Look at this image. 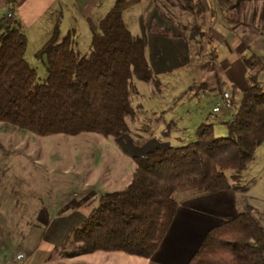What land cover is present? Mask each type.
Here are the masks:
<instances>
[{"label": "trees", "instance_id": "trees-1", "mask_svg": "<svg viewBox=\"0 0 264 264\" xmlns=\"http://www.w3.org/2000/svg\"><path fill=\"white\" fill-rule=\"evenodd\" d=\"M167 1L187 10L192 20L199 15L196 0ZM120 2L114 0L97 20L84 53L74 49L72 30L59 34L54 21L34 51L46 72L40 82L23 56L26 36L20 24L10 12L0 14V121L41 135L92 131L118 137L127 131L125 116L133 111L130 79L146 82L154 73L144 24L140 21L139 31L131 33ZM258 18L264 24V10ZM189 26L188 39L201 43L205 32L194 20ZM244 61L249 68L254 64L248 56ZM258 70L225 121L226 134L215 135L212 122L200 121L194 139L132 154L129 180L98 195L96 205L65 237L73 247L64 254L104 250L148 257L172 218L176 188L236 189V179L264 139V87L257 83ZM226 169L232 172L227 175ZM185 264H264V227L250 205L207 228Z\"/></svg>", "mask_w": 264, "mask_h": 264}, {"label": "rangeland", "instance_id": "rangeland-1", "mask_svg": "<svg viewBox=\"0 0 264 264\" xmlns=\"http://www.w3.org/2000/svg\"><path fill=\"white\" fill-rule=\"evenodd\" d=\"M238 1L235 7L236 0L231 4L228 14L237 17L238 21L231 26L238 32H244L247 38H242L243 44L238 47L217 46V57L212 56L211 48L210 53L206 52L204 36L200 38L201 43L187 38L191 21L202 27L199 15L192 20V15L178 5L165 9L171 14L172 25L177 24L178 27L175 26L183 38L180 46L185 61L173 54L170 57L172 67L166 72L153 75L146 82L134 77L130 79L133 111L125 116L127 131L118 137L92 131L41 135L0 121L2 264L9 253L20 249L18 242L22 237L38 233L42 240L39 246L17 264H95L94 261L97 264H147L144 257L122 251L105 252L106 258L101 257L103 252L98 251L99 258L93 261L92 253L87 252L65 258L64 252L72 249L73 244L61 239L70 227L78 225L85 211L84 208L68 209L57 214L55 210L67 204L74 206L81 200L84 205L88 204L89 210V205H96L102 191L119 188L129 180L133 167L132 154L142 153L154 146L178 145L194 139L195 127L200 121L212 122L215 135L226 134L225 121L236 110L243 87L253 83L251 73L255 69H260L257 83L264 87V24L258 18L259 11L264 10V0ZM104 7L106 5L99 8L104 9L102 13L106 9ZM136 9L122 8L124 24L131 33L139 31ZM85 25L78 26L80 30L73 42L74 49L79 53L87 51L91 32L96 29L95 22ZM20 26L26 36L23 56L35 68V79L40 82L46 72L43 61L35 57L34 51L45 39L42 38L46 35L45 18ZM244 44L249 51H243L241 47ZM152 50L153 42H150L149 51L152 53ZM233 53L238 58H231ZM246 56L251 57L254 64L249 68L243 63L245 70L241 74L237 64L239 58L243 61ZM200 80L207 84L199 85ZM224 90L229 92V106L233 112L222 114L211 111L213 105L222 108L226 104ZM177 123L184 128L178 127ZM225 171L227 175L232 172L231 169ZM236 181L237 210L250 205L264 227V139ZM192 190L195 189L179 187L172 196L178 199L183 192ZM82 196L83 199H80ZM47 209L51 214L44 224L48 218ZM58 241L61 242L49 247Z\"/></svg>", "mask_w": 264, "mask_h": 264}, {"label": "crops", "instance_id": "crops-1", "mask_svg": "<svg viewBox=\"0 0 264 264\" xmlns=\"http://www.w3.org/2000/svg\"><path fill=\"white\" fill-rule=\"evenodd\" d=\"M234 1L196 0L200 11L201 29L205 32L204 48L206 47L205 49L208 53H210L209 49L211 48V53L214 57H217V46L225 47L229 45L238 47L243 44L242 38H247V35L243 34L244 32H238L235 27L231 26V23L238 21L236 16H229L228 14L229 8ZM113 2L114 0H0V14L7 15L10 12L20 25L23 23H34L38 19H41V17H44L46 21V35H43L42 38L46 39L49 36L51 27L54 21H56L59 34H63L66 30L71 29L73 32L72 37L75 39L80 30L78 26L81 27V24L89 25L92 22L96 23ZM103 5H106L104 7L106 9L102 13L101 10L104 9L99 8ZM173 5L167 0H121L120 2L121 9L127 10L129 7L137 8L138 21L144 24L146 34V56H148V62L155 76L171 69L172 62L170 57L173 54L181 56L182 60L185 61L183 57L184 51L180 46L181 39L183 38L178 33L177 24L175 23L176 26L172 25L171 14L165 11L167 7L169 8ZM164 28L167 29V33H164ZM225 30L226 33L223 34ZM172 32L178 34H172ZM45 39H42L41 43ZM150 42H153L152 53L149 51ZM246 44H248L247 41ZM246 44L241 47L245 52L249 51ZM231 58L238 57L236 53H233L231 54ZM239 60V64L237 65L241 69L242 74L245 70V61H242L240 58ZM209 80L207 82H210ZM204 83L206 81L200 80L199 85L204 86ZM229 102L222 108L218 106L217 110H212L211 107V111H217L222 114L229 111L232 113L233 111L230 109ZM178 125V127L184 128L181 123ZM80 199H83V196ZM175 200L177 203L176 208L164 235L150 256L144 257L147 260V264H185L207 228L239 211L237 210V192L235 189H221L212 192L192 190L190 192H183ZM87 205H84L83 200H81L74 206L67 204L59 210L56 209L55 213H63L68 209L79 210L84 208L86 215L92 208V205H89L90 209L88 210ZM47 210L48 218L44 224L48 222L51 214L50 210ZM71 228L64 234L61 241H64ZM41 241L39 233L36 235L32 234L29 237L27 234L18 242L20 246L18 250H22L24 257H26L33 252L35 247L39 246ZM61 241L53 242L49 247H54ZM98 251L103 252V254H100L101 257H108L105 254L108 251L104 250L87 252L92 253V261L99 258ZM75 256L74 254L70 256L65 255L64 257L71 258ZM1 261L0 264H2ZM94 263L97 264L98 262L94 261Z\"/></svg>", "mask_w": 264, "mask_h": 264}, {"label": "built area", "instance_id": "built-area-1", "mask_svg": "<svg viewBox=\"0 0 264 264\" xmlns=\"http://www.w3.org/2000/svg\"><path fill=\"white\" fill-rule=\"evenodd\" d=\"M223 98H225V102L228 103L230 101L229 92L227 90L223 91ZM219 107L214 105L212 106V110H217ZM24 258V253L20 250L12 252L5 260L4 264H17Z\"/></svg>", "mask_w": 264, "mask_h": 264}]
</instances>
